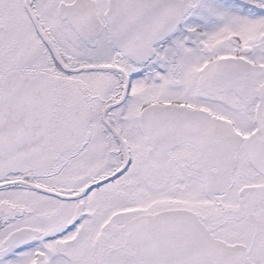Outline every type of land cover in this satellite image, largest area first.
<instances>
[{
  "label": "snow or ice",
  "instance_id": "snow-or-ice-1",
  "mask_svg": "<svg viewBox=\"0 0 264 264\" xmlns=\"http://www.w3.org/2000/svg\"><path fill=\"white\" fill-rule=\"evenodd\" d=\"M0 264H264V0H0Z\"/></svg>",
  "mask_w": 264,
  "mask_h": 264
}]
</instances>
